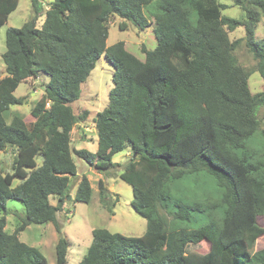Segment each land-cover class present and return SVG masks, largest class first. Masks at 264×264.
Listing matches in <instances>:
<instances>
[{
	"label": "trees",
	"instance_id": "trees-1",
	"mask_svg": "<svg viewBox=\"0 0 264 264\" xmlns=\"http://www.w3.org/2000/svg\"><path fill=\"white\" fill-rule=\"evenodd\" d=\"M20 0H0V31ZM33 18L6 31L0 78V264H50L38 247L19 234L30 225L57 224L72 187L74 200L90 203L93 187L78 178L74 155L106 173L130 160L120 179L133 189L132 207L147 221L139 237L97 228L78 264H264V249L254 251L264 233V130L259 111L263 90L253 94L252 72L234 52L244 41L264 82V38L256 31L264 0H236L243 19L227 17L219 0H53L43 14L31 0ZM154 20L157 46L143 49L141 60L124 42L107 46L113 16L140 30ZM127 22V24H126ZM243 27L245 37L230 34ZM114 67L109 103L95 117L96 152L73 148L72 132L90 111L76 114L72 105L101 57ZM49 76L34 104V121L20 116L7 123L15 97L31 78ZM13 148L12 170L1 169V154ZM37 157L42 158L38 164ZM20 183L13 187L14 180ZM102 205L112 211L105 183L98 182ZM58 199L57 205L51 198ZM20 201L25 216L6 230L7 202ZM61 233L55 264H68L70 241ZM206 241L209 250L190 246Z\"/></svg>",
	"mask_w": 264,
	"mask_h": 264
},
{
	"label": "rangeland",
	"instance_id": "rangeland-1",
	"mask_svg": "<svg viewBox=\"0 0 264 264\" xmlns=\"http://www.w3.org/2000/svg\"><path fill=\"white\" fill-rule=\"evenodd\" d=\"M43 4V14L37 20V26L40 27L44 21V12L48 9L53 0H40ZM228 8L223 10L227 17L243 19L244 12L236 6V0H219ZM151 25L140 30L131 23L126 22V30L119 28L123 20L118 16H113L109 21V38L107 46L117 42H124L126 49L141 60L145 59L143 49L153 50L157 46L154 35V20L146 13ZM33 18V8L31 0H20L18 8L10 15L8 22L0 31V78L6 75L5 64L2 55L6 50V31L10 27L21 28L26 22ZM230 34L232 41L243 39L245 30L239 27ZM264 38V17H262L256 31V39ZM239 65L248 72H252L249 78V86L253 94L263 90L264 82L258 72H256L257 62L253 59L243 41L234 52ZM114 67L103 56L101 57L96 68L92 71L89 79L82 85L80 99L72 105L76 114L83 111H90L88 119L80 123L72 132V147L76 149H87L90 152H96L98 135L95 128V117L98 112L102 111L109 103V93L113 88ZM49 81V76L42 74L40 78H32L31 82L22 83L15 91V97H24L23 105L11 106L5 113L7 123H10L14 116L22 117L27 124L34 121L31 115V109L34 104L42 97L44 92L43 86ZM37 89V93L34 92ZM261 127L264 130V109L259 111ZM127 151L116 154L113 162L119 164L106 173H98L93 167L74 155V160L78 168V178L72 180L76 184L79 177L86 175L93 187V195L90 203H82L74 200L76 188L72 187L70 191L71 199L65 200L63 209L57 214V224L49 223L47 225H30L19 234L22 242L40 248L47 256L50 264H55L56 249L55 246L61 233L70 241L68 264H78L86 254L88 247L92 242V231L97 228L107 229L112 233H120L125 236L139 237L146 230L147 221L140 216L132 207L133 189L130 185L120 179V173L124 166L130 160ZM15 155L13 148H7L1 154V169L4 172L12 170V162ZM38 164L42 163V158L37 157ZM102 179L108 193V199L111 203L112 211H108L101 202L99 195L98 182ZM20 180L15 179L13 187L17 186ZM58 199L51 198V204L57 205ZM8 213L6 215V230L13 233L21 223L19 216H25L24 205L20 201L9 200L7 202ZM4 214L0 213V218ZM258 224L264 229V215L258 218ZM209 243L206 241L198 245L190 246V250L198 253H206L209 250ZM264 249V233L257 239L254 251Z\"/></svg>",
	"mask_w": 264,
	"mask_h": 264
},
{
	"label": "crops",
	"instance_id": "crops-1",
	"mask_svg": "<svg viewBox=\"0 0 264 264\" xmlns=\"http://www.w3.org/2000/svg\"><path fill=\"white\" fill-rule=\"evenodd\" d=\"M33 79H34V78H33ZM31 80H32V78H31V79H28V80H27V82H29V83H30V82H31ZM34 92H35V93H37V89H34ZM129 154H130V153L128 152V154H127V155H129ZM68 258H69V257H68Z\"/></svg>",
	"mask_w": 264,
	"mask_h": 264
},
{
	"label": "water",
	"instance_id": "water-1",
	"mask_svg": "<svg viewBox=\"0 0 264 264\" xmlns=\"http://www.w3.org/2000/svg\"><path fill=\"white\" fill-rule=\"evenodd\" d=\"M43 89H44V88H43ZM66 199H67V200H70V199H71V196H68Z\"/></svg>",
	"mask_w": 264,
	"mask_h": 264
}]
</instances>
